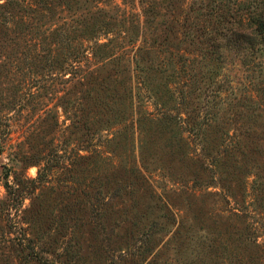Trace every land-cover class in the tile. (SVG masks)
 <instances>
[{
    "label": "rangeland",
    "instance_id": "374dc122",
    "mask_svg": "<svg viewBox=\"0 0 264 264\" xmlns=\"http://www.w3.org/2000/svg\"><path fill=\"white\" fill-rule=\"evenodd\" d=\"M259 1L197 0L203 8L210 4L205 11L210 15L213 10V21L226 14L215 45L250 36L251 16L264 13ZM7 2L12 5L1 8ZM142 2L0 0V264H234L232 235L247 225L254 229L251 239L264 243V211L253 201V171L245 178V197L241 204L236 200L238 206L231 199L205 195L218 193L225 176L208 171L207 165L216 153L234 148L237 139L244 142V109L235 106V98L261 97L251 90L244 65L253 56L225 45L215 48L210 62L198 55L196 95H190L186 61L169 59L174 48L164 51L163 45L154 44L140 63L151 70L141 72L133 57L138 46L148 47L151 41L147 35L145 43L137 30H129V21H143ZM167 4L161 0L157 9H167ZM215 6L220 9H211ZM99 12L117 20L113 43L121 47L124 70L116 66V75L103 51L96 53L99 58L90 54L94 39L105 43L113 37L89 34L90 17ZM164 12L156 16L157 23L169 20ZM63 33L70 48L61 46ZM74 48L83 61H68L78 64L80 73L63 64ZM182 49L177 52L183 54ZM188 51V58L197 56ZM255 60L264 75V54L256 52ZM109 72L113 77L108 76V84L112 78L119 93L123 87L128 90L112 114L96 110L88 97L94 94L90 75L104 81ZM192 108L200 120L213 113L220 125L210 156L185 125L160 124L162 114L187 122ZM256 110V132L263 136L264 107ZM159 136L180 137V144L170 149L156 140ZM251 142L245 140L242 150L253 147ZM241 153L235 154L238 159ZM256 255L252 264H264V254Z\"/></svg>",
    "mask_w": 264,
    "mask_h": 264
},
{
    "label": "trees",
    "instance_id": "16d2710c",
    "mask_svg": "<svg viewBox=\"0 0 264 264\" xmlns=\"http://www.w3.org/2000/svg\"><path fill=\"white\" fill-rule=\"evenodd\" d=\"M160 2L161 0H143L142 3L145 4V6L142 7L140 14L143 17V21H140L138 18H134L129 21L131 24L129 30H137L136 34L139 35L140 33V36L144 38L145 43L148 42V39H146L147 35L149 36V40L151 41V43H147L149 45V48L142 45L138 46L137 48L135 56L133 57V61L135 60L134 63L136 65L137 70L141 72H148L151 70L150 65L145 68L141 66L140 63L146 62L142 55L149 54L152 50L151 47H153L154 44H156L157 46L163 45L165 48L164 51H168L170 48H174V50H176V53L175 51L170 52L168 55L169 59L174 58L179 61L181 59L186 61L188 75L192 77V88L190 95H196L197 90L200 89L198 87L199 80H197L196 77L201 72L199 71V69H196L198 68V66L195 65L198 55L200 56L198 58L200 59V61L208 60V62H210L213 59V55H215L216 52H218V50L225 45V47L235 48L238 51L243 49V52H247L249 56L251 53L250 57L253 56V58L250 59L248 63L245 61L244 65L246 66L247 71L249 72V85L251 90L254 92L255 95L261 94V97H259L258 99V96L253 97L252 95H245L241 96L239 99L235 98V100H237L235 101V106L239 107L241 105V110L244 109L241 114L243 116L244 123L247 124V129L242 134H240L244 139V142H242V139L240 138L237 139L234 142V148H232L231 150H226L225 148L221 154L216 153L212 160V164L207 165L206 169H208L209 167L210 171L219 170L225 176H221L220 182L218 184L220 191H218V193H207L205 195H219L226 200L231 199L233 201V204L238 206V201H236L238 198L241 200V202H239L240 204L244 201V188H246L247 185L245 178L251 171H253L256 176V179L253 182V191L256 194L253 198V201L256 202L258 208L263 209L264 211V141L263 143H260L262 142V140H264V135L261 136L256 132V122L258 115L255 114V111H257L256 109L258 107H264L263 68L262 64L255 60L256 52L264 54V13L260 15L255 14L251 16V19L248 21L247 29L249 30L250 36L246 37L240 35V39H232L231 41L228 40L226 44H224L223 46H219L215 45L216 37L222 34L221 32H223L224 30V23L227 22L226 14L222 13L221 15H219V17L217 16L219 18V21H217V17H215L213 21V18H211L214 15H212L211 13L213 12V10H210V15H206L205 11L207 7H210L209 3H207L206 6L203 8L202 4L197 2V0H195V2H193L190 6L186 4L188 0H168L167 9H157V6ZM260 3L263 5L264 0H260L257 5H260ZM9 5H12V3L7 2L5 5H2L1 8H6ZM194 5L196 6L194 7ZM220 6L221 5H219V7ZM219 7L215 6L211 9H220ZM254 9L262 8L255 7ZM161 10L165 11L164 13H162V16H168L169 18V20H165L163 24L157 23L156 21V16L160 15ZM206 17L209 19L208 22H206ZM106 18H108L109 20H107ZM116 21L117 20L115 17H107V14L99 12L96 16L90 17L91 27H89L90 35L97 36L99 33H103V36L105 37L113 35L112 39H107L105 43H100L99 40L94 39L96 41H92V52H90V54H92L95 58H99L100 55L96 53L103 51V56L106 58V63H109L111 64L110 66H113L110 71H112L115 75L116 73H118L116 66H118L120 69L124 67V65L120 64L122 54L119 53V50L121 49L118 50V48L121 47L117 44L114 45L113 43L116 38L115 36L117 35L116 33L115 35L113 33ZM97 23L99 24L97 25ZM159 28L162 29L160 30ZM60 37L65 42L61 46L69 45L68 48H70L71 45L68 42L69 38L67 37V33L60 34ZM184 45L186 47H184ZM204 45L206 46V49L202 50L200 46ZM259 45H261L263 49H258L257 46ZM179 48H186L181 50L183 54H179V52H177ZM215 48L218 50H215ZM188 49H192L194 50V52H197V56L194 58H188L187 55L192 54L188 51ZM123 51L124 50L122 49L121 52ZM51 53L52 51L50 52V54ZM33 55L34 56L32 58L38 56H35V54ZM70 58H72V62L75 61L77 63L82 60V57L78 54V52L76 53L75 48L71 50L67 56H64L63 64H65V69L68 68L71 73L72 70L78 71L77 66L83 60L77 65H73L72 62L68 61V59ZM25 59L27 60L28 56H26ZM33 60L34 59H28L27 61L33 64ZM215 60H217V58H215ZM202 66L205 67V65L201 64L200 67ZM123 70L124 69H122V71ZM155 71L163 73L161 70L158 69H156ZM78 73H80V71H78ZM90 76V79L92 81L91 84L93 85L92 91L94 92V94L92 95L93 97H88L91 103L93 104L92 106L96 108V110L98 107H100L101 109H106L107 112L112 114L116 110V106L118 105V103H120V101H123L125 97L128 96V92H126L128 90L123 87L122 93H119L118 90H116L112 85L115 83V79H113V81H110L112 78H110L109 80L111 85L108 84V76L113 77L110 72L108 73L104 81L103 79L98 80L100 78L97 77V75ZM84 77L85 75L83 76V78ZM97 113L99 114L101 112L97 111ZM212 115L213 116H211V118L207 120H200L199 113H196L195 108H192L188 111L189 120H187V122L185 120L178 122L171 115L167 116L162 114V119L160 120L162 122H160V124L163 123V126L166 128L167 126H170L173 121L185 125L188 133L196 135V138L201 140L204 153H206L207 156H210L211 152H214L215 150V148H213V143L217 141L215 133H217V130L220 127V125L214 120L213 113ZM260 131L264 132V129L262 128ZM260 131L258 132L260 133ZM6 134L7 133L5 132L2 133V138L7 136ZM161 137L162 136L157 137L156 140L160 143L163 142V144H165V146H168L170 149H175L176 147L174 146H179L180 144V137H169L167 139H164L165 141ZM256 137L258 139V142L255 141ZM149 140H151V138H149ZM245 140L247 141V143H249L251 140L253 141L251 142L253 147H248V151L242 150L247 147V145L245 144ZM145 142L147 144V141ZM144 145L145 144L143 143L142 146L144 147ZM217 145H219V142L217 143ZM240 153L241 156L238 159L235 154ZM79 159H83V157H80ZM203 164L204 163H200L202 167ZM129 173H132V170H129ZM134 177H136L134 178L136 180L139 179L135 175ZM188 208H190V205H188ZM235 211H239V213H241L242 218L244 216V218L247 217L245 213L242 212V210L235 208ZM237 215L240 214H236V216ZM247 228L248 229H241L238 232L235 231L232 235L233 252L231 254L233 257L232 262H235L234 264H252V261H254L253 259L255 257L257 258L256 251H261L264 254V243H259L257 239L252 240L251 237H254L255 235L254 229L249 225H247ZM207 246L210 250H212V248L214 247L213 244H208ZM226 250L227 244L223 242L222 251L226 253Z\"/></svg>",
    "mask_w": 264,
    "mask_h": 264
}]
</instances>
